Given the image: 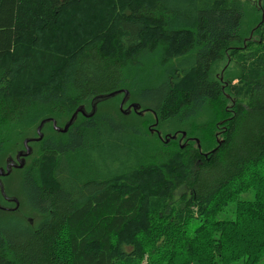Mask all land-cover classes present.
I'll list each match as a JSON object with an SVG mask.
<instances>
[{
	"label": "trees",
	"instance_id": "trees-1",
	"mask_svg": "<svg viewBox=\"0 0 264 264\" xmlns=\"http://www.w3.org/2000/svg\"><path fill=\"white\" fill-rule=\"evenodd\" d=\"M119 89L144 115L119 94L49 122L2 178L0 264H261L264 0H0V167Z\"/></svg>",
	"mask_w": 264,
	"mask_h": 264
},
{
	"label": "water",
	"instance_id": "water-1",
	"mask_svg": "<svg viewBox=\"0 0 264 264\" xmlns=\"http://www.w3.org/2000/svg\"><path fill=\"white\" fill-rule=\"evenodd\" d=\"M261 2H262V0H259V2H258L259 5L261 4ZM119 94L124 95L122 100H121V103H120V109H121V112L123 114L128 115L132 111H134L138 115H144L145 111L141 110L140 109L141 106L136 102H132L129 105H127V107H125L126 102L129 100L130 93L127 89H119L117 91H113L110 93L95 95L91 101V109L90 110H88L85 107V105L78 106L77 109L72 114V116L70 117V119L63 126L58 125L57 120L54 118L43 119L36 129L37 136L36 137H26L23 141L24 148L19 150L16 153L15 157L8 156L6 159L5 165L0 167V192L3 196V198L5 199V201L15 204L14 206L9 207V206H5V205L0 203V209L4 210V211H13V212L17 211L19 209L20 200L16 196H10L7 194L2 178L10 175L14 169H21L25 166L26 158L28 156H30L33 152V147L31 146L30 143L40 141L43 139V137H44L43 128H44L45 124L52 122L53 127L56 131L65 133L68 131L70 126H72L74 124V122L76 121L79 114H82L83 116L88 117V118L93 117L98 110V104L100 102L105 101V100L110 99V98H113ZM157 125H158V120L156 119V122L154 123L153 128L156 129ZM158 135L160 137H162L159 132H158ZM181 135L182 136H181L180 141H182L186 137L187 134L185 131H182ZM177 136H178V132L174 133V134H168L163 139L167 143V142H169L170 139H176ZM196 142L199 145L198 139H196ZM221 142L222 141L218 140V145H220ZM182 147H183V145H182ZM204 154H205V156H207V153H204Z\"/></svg>",
	"mask_w": 264,
	"mask_h": 264
},
{
	"label": "rangeland",
	"instance_id": "rangeland-1",
	"mask_svg": "<svg viewBox=\"0 0 264 264\" xmlns=\"http://www.w3.org/2000/svg\"><path fill=\"white\" fill-rule=\"evenodd\" d=\"M253 3H256L257 2V0H251ZM258 2H259V0H258ZM259 4V3H258ZM226 69H227V71L228 70H236V68H235V66H234V64L232 63V62H230L229 60H225V61H223L222 63H220L218 66H216V68H215V70H214V74H213V76L214 77H218L219 79H220V81H222V82H225L226 81V79H225V77H226ZM121 100H122V98L120 99V101H119V106H120V103H121ZM125 107H127L126 105H125ZM156 122V121H155ZM154 122V123H155ZM154 123H152V125H151V127H150V129H152L153 127H154ZM156 129L159 131V133L161 134V138L163 139L166 135H168V134H171V132L168 130L169 128H165V127H163V126H161V129H159L157 126H156ZM30 136H33V135H30ZM221 138V136L218 138V139H220ZM180 139L181 138H179L178 139V142L181 144V145H183V144H186V142H187V140L184 138L182 141H180ZM198 139V138H197ZM217 139V140H218ZM164 140V139H163ZM171 140V139H170ZM169 140V141H170ZM165 141V140H164ZM21 149V147L19 148V150ZM18 150V151H19ZM15 154L16 153H12V154H10V155H14V157H15ZM5 182V184L7 185V186H9L11 189H12V191L13 192H15V191H18L19 190V188H21V186H22V175H20L19 173H14L13 174V176L11 177V178H9L8 179V181H4ZM17 197V196H16ZM18 198V197H17ZM21 212H24V213H26L25 214V217L27 218V219H30V221L32 222V223H34L35 221H36V218H35V215L33 214L34 212H32V211H29V210H27V208H26V206L23 204V206H22V208H21ZM196 222H193V223H191V225H190V228H189V230L190 231H192L195 227H196ZM194 264H198V263H194ZM261 264H264V260L261 262Z\"/></svg>",
	"mask_w": 264,
	"mask_h": 264
},
{
	"label": "flooded vegetation",
	"instance_id": "flooded-vegetation-1",
	"mask_svg": "<svg viewBox=\"0 0 264 264\" xmlns=\"http://www.w3.org/2000/svg\"><path fill=\"white\" fill-rule=\"evenodd\" d=\"M152 130H153V131H156V132L158 131V130H157V129H155V128H152ZM158 132H159V131H158ZM158 132H157V133H158ZM9 207H12V206H9Z\"/></svg>",
	"mask_w": 264,
	"mask_h": 264
}]
</instances>
